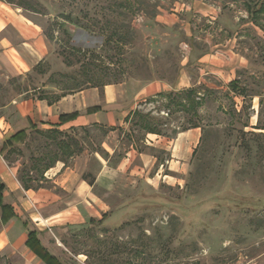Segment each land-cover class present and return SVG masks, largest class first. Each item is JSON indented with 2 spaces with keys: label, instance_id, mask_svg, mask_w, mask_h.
Wrapping results in <instances>:
<instances>
[{
  "label": "rangeland",
  "instance_id": "374dc122",
  "mask_svg": "<svg viewBox=\"0 0 264 264\" xmlns=\"http://www.w3.org/2000/svg\"><path fill=\"white\" fill-rule=\"evenodd\" d=\"M10 1L40 13L44 31L53 40L36 76L24 83L18 78L7 82L0 75V106L28 89V84L42 86L33 93L39 96L178 76L176 54L182 30L171 31L154 20L158 6L168 9L172 0ZM222 2L227 13L241 16L244 0ZM251 21L252 44L264 56V39L259 36L264 32V12ZM226 75L223 80L203 76L206 83L196 88L200 103L196 109L183 107L186 90L176 89L172 95L146 97L121 130L117 124L68 132L69 139L75 140L74 155L63 153L59 133L35 129L25 144L4 151V157L10 166L20 165L22 181L35 179L36 187L42 185L48 166L57 160L71 164L88 151L81 161L82 177L92 185L99 179L93 190L112 211L118 208V219L80 231L75 246L88 254L87 264H233L241 255L258 257L264 253V131L256 127L264 128V73H238L247 88L239 102ZM142 116L169 139L183 132L187 152L183 168L175 172L158 164L143 165L140 153L148 146ZM194 123L201 127H192ZM104 141L113 146L118 142L117 149L111 154L102 148ZM131 142L132 168L123 169L121 164V171L114 172L119 162H125ZM97 151L106 162L98 159ZM157 154L159 159L166 158L164 153ZM162 173L170 176L164 178ZM137 180H147L152 190L143 185L136 195ZM26 259L21 253L0 254V264H20Z\"/></svg>",
  "mask_w": 264,
  "mask_h": 264
},
{
  "label": "crops",
  "instance_id": "0c3cea01",
  "mask_svg": "<svg viewBox=\"0 0 264 264\" xmlns=\"http://www.w3.org/2000/svg\"><path fill=\"white\" fill-rule=\"evenodd\" d=\"M222 1L172 0L168 9L164 5L158 6L155 23L170 28L171 31L182 30L180 42H187L190 46L188 54L184 55L179 43L180 49L176 54L178 76L175 79L156 77L146 82L136 79L133 82L105 84L102 89L92 86L69 93L50 92L53 96L48 93L36 96L34 91L42 86L33 87L28 84V89L2 103L0 108L4 113L0 115V179L6 186L4 202L13 207L17 217L4 221L0 206V254L13 257L21 253L27 259L20 264H46L28 246L29 231L24 224L27 222L29 228L38 230L39 239L51 255L58 257L64 264H87L88 254L78 251L75 246L80 231L95 225L91 222L92 219H103L102 223L110 218L118 219V208L112 211L106 199L93 190L99 179L92 185L82 177L81 171L84 169L81 161L87 150L80 157L76 156L71 164L57 160L54 165L45 169V178L40 180L42 185L35 187L32 183L36 180L33 179L25 187L24 181L18 177L20 165L10 166L3 154L8 150L4 143L17 131L26 129L28 132L27 139L19 143L23 145L30 139L35 128L70 132L92 126L118 124V129L121 130L130 122L138 111L136 109L140 107V102L146 97L169 94L176 89L198 88L201 83H206L203 78L206 75L223 80L227 74L226 83L229 87L233 80L240 81L241 75L238 76V73H264V56H261L257 45L252 44L248 31L252 23L247 7L249 1L244 0V8L239 11L241 16L227 13ZM262 33L259 32L261 38ZM51 36L53 35L44 31L40 13L8 0H0V75L4 76L5 81L18 78L25 83L30 76H36L51 50ZM153 39L158 44V37L154 36ZM163 50L158 51L161 54L164 53ZM195 68L199 72L194 73ZM241 85L246 87L244 83ZM206 86L209 87L208 84ZM46 88L47 85L43 86V89ZM231 93L235 95L237 102L244 99V95L234 91ZM92 107L100 108L88 112L87 109ZM75 112L78 113L75 118L65 121L61 119L62 115ZM258 117L256 116V121ZM256 129L264 131L263 127ZM182 134L179 131L169 139L160 130L158 133L147 131L148 149L140 153L143 165L153 168L158 164L162 169L166 167L175 172L183 168L187 152ZM198 143L199 139L195 148ZM117 147L118 142L114 146L107 141L102 143V148L111 154ZM134 152L131 142L125 162H119L114 172L121 171V164L123 169H129L134 161ZM157 153H164L166 158L159 159ZM95 154L100 161L106 162L100 152ZM162 171L158 170V174ZM162 176L165 178L170 175L162 173ZM136 185V195L140 188L143 189V185L152 190L151 183L147 180L142 183L137 180ZM87 235L89 236V232ZM252 259L258 264H264V253Z\"/></svg>",
  "mask_w": 264,
  "mask_h": 264
},
{
  "label": "trees",
  "instance_id": "16d2710c",
  "mask_svg": "<svg viewBox=\"0 0 264 264\" xmlns=\"http://www.w3.org/2000/svg\"><path fill=\"white\" fill-rule=\"evenodd\" d=\"M8 2H12L8 0ZM23 7L28 8L27 6H24L23 4H20ZM248 9L250 11V16L252 18H255L257 15H260L261 13L264 12V0H257L255 2H252L249 4H247ZM53 38V36H51ZM229 87L232 91H234L237 94L240 95H245L247 92V88L245 86H242L240 81L238 79L233 80L230 84ZM174 94L173 92H170L168 95H172ZM186 104H184V102L182 103L183 107H185L186 109H196L200 103L197 101L196 99V94H197V89L196 88H190L188 90H186ZM100 107H92L87 109L88 112H94L99 110ZM78 115L77 112L72 113V114H66V115H62L61 119L62 120H69L72 118H75ZM145 116H142L143 121L140 123V125L144 128L147 129V131L149 132H159L158 128H153L151 126L148 125L147 121L144 119ZM200 126L198 123H194L192 127H198ZM36 129V128H35ZM53 132H57L59 133L62 137L60 139L61 144L60 146H62V148H65V150H63V153L67 156L70 155H74L75 153H77L76 150H74L72 147L73 142H75L74 139H69L71 138L68 134V132H63V131H58V130H51V133ZM66 136V137H65ZM28 137V132L26 129H22L17 131L9 140H7L4 143V147L7 149H11L13 148L15 145L19 144V143H23ZM69 139V140H68ZM52 165L48 166L46 169H48L49 167H51ZM24 186L27 187L28 184L24 182ZM6 186L5 184L1 181L0 179V206L2 208V217L4 219V221L8 222L11 218L13 217H17L13 207L10 204H6L4 202V190H5ZM106 215H104V219H105ZM103 221L102 220H96V219H92L91 222L93 224H101ZM25 226L27 227L28 231H29V239H28V246L30 247V249L32 251H34L38 256H40V258L46 263V264H64L58 257L53 256L50 254L49 250L47 248H45L41 242V240L39 239V232L37 229H31L28 226V223L25 222L24 223Z\"/></svg>",
  "mask_w": 264,
  "mask_h": 264
},
{
  "label": "built area",
  "instance_id": "2783aa9c",
  "mask_svg": "<svg viewBox=\"0 0 264 264\" xmlns=\"http://www.w3.org/2000/svg\"><path fill=\"white\" fill-rule=\"evenodd\" d=\"M262 38L264 39V32L262 33ZM181 47L183 50L184 55H187L189 50H190V46L187 42H182L181 43ZM229 264V263H227ZM231 264V263H230ZM233 264H258L254 259L249 258L248 256H239V258L237 259V261Z\"/></svg>",
  "mask_w": 264,
  "mask_h": 264
}]
</instances>
